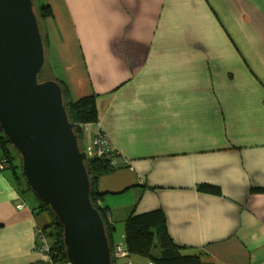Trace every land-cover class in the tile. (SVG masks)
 <instances>
[{
	"label": "crops",
	"instance_id": "0c3cea01",
	"mask_svg": "<svg viewBox=\"0 0 264 264\" xmlns=\"http://www.w3.org/2000/svg\"><path fill=\"white\" fill-rule=\"evenodd\" d=\"M40 1L58 79L96 98L83 145L100 131L114 152L97 180L113 244L132 214L161 209L201 264H264V0ZM35 206L0 171V264H48Z\"/></svg>",
	"mask_w": 264,
	"mask_h": 264
},
{
	"label": "water",
	"instance_id": "95a60500",
	"mask_svg": "<svg viewBox=\"0 0 264 264\" xmlns=\"http://www.w3.org/2000/svg\"><path fill=\"white\" fill-rule=\"evenodd\" d=\"M45 49L32 0H0V130L20 157L30 191L62 227L69 264H112L90 199L89 156L79 146L60 84L39 81Z\"/></svg>",
	"mask_w": 264,
	"mask_h": 264
},
{
	"label": "trees",
	"instance_id": "16d2710c",
	"mask_svg": "<svg viewBox=\"0 0 264 264\" xmlns=\"http://www.w3.org/2000/svg\"><path fill=\"white\" fill-rule=\"evenodd\" d=\"M40 5L41 6H39L38 10L34 8V12L42 37L43 30L41 29L39 22L50 18L52 16V11L50 6L47 4ZM45 41L48 43L47 38H45ZM45 41H43L44 48ZM43 70L44 65L39 74H42ZM56 81L60 84L62 89L63 101L69 121L75 125L74 132L78 137L79 146L81 149H85L86 147L83 145L82 129L83 126L94 124L98 121L96 98L94 95H87L78 99H73L67 84L60 79H57ZM0 155L5 156L8 159L7 170L10 169L14 184L19 193L24 196L31 193L35 198H37L30 191L29 187L25 183L23 175L21 174L20 159L18 161L19 155L5 139L1 130ZM113 157V153L107 157L89 156L85 165L91 184L90 199L93 206L98 210L103 219L111 249L112 264H115L116 259L112 253V249L114 247L112 241L113 228L111 226L110 219L107 220L106 217L107 209L100 205L101 193L97 187L98 178L112 169L110 159ZM199 188L201 190L219 193V189L217 187L207 183H202ZM33 209L38 213L44 212L49 217V225L40 229L42 235L50 242L51 250L49 254L51 262L53 264L68 262L63 243L62 227L55 214L47 203L39 199ZM125 240V247L129 253V257L130 255H137L146 258L153 264H201V252L199 250L191 253H183L185 247L175 244L170 238L165 228V215L161 209L132 214L125 222ZM155 249H157L156 252Z\"/></svg>",
	"mask_w": 264,
	"mask_h": 264
},
{
	"label": "built area",
	"instance_id": "2783aa9c",
	"mask_svg": "<svg viewBox=\"0 0 264 264\" xmlns=\"http://www.w3.org/2000/svg\"><path fill=\"white\" fill-rule=\"evenodd\" d=\"M84 150L87 152L88 156L107 157L112 153L114 154L110 144L109 137L100 131H97L93 135L90 144H88ZM111 163L112 164L115 163L114 157L111 159ZM7 168H8V159L5 156L0 155V171L5 170ZM18 207H23V204H19ZM106 217L107 220H109V217L107 215ZM39 242H40L39 251L47 255L49 264H53L51 262L50 254H49L51 250L50 243L42 235L41 232L39 234ZM112 253L115 259H121L123 261V264H131L129 253L126 247L116 244L112 249Z\"/></svg>",
	"mask_w": 264,
	"mask_h": 264
},
{
	"label": "rangeland",
	"instance_id": "374dc122",
	"mask_svg": "<svg viewBox=\"0 0 264 264\" xmlns=\"http://www.w3.org/2000/svg\"><path fill=\"white\" fill-rule=\"evenodd\" d=\"M32 2H33V7L36 10H38L39 6H41L40 4H42V2L40 0H32ZM39 24L41 26V29L43 30V33H42L43 39L42 40L45 41V38H47L48 43H46V41L44 43L45 44V48H44L45 49L44 70H43L42 74L38 75V80L39 81L48 80V79L57 80L58 76L61 75L62 72H61V69L59 67V62H58L57 58L55 57L56 50L54 48L53 41H52L54 38V35L48 28V24H49L48 19L47 20H41L39 22ZM19 159H20V157H18V161H19ZM26 199L28 200L29 205L35 206L38 203V199L35 198L31 193H28L26 195ZM47 261H48V257H47ZM58 264H69V263L66 262V263H58Z\"/></svg>",
	"mask_w": 264,
	"mask_h": 264
}]
</instances>
